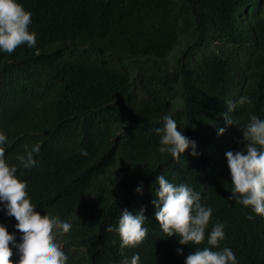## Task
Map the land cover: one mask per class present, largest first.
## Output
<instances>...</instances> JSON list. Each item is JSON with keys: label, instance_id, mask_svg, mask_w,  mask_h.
Returning a JSON list of instances; mask_svg holds the SVG:
<instances>
[{"label": "trees", "instance_id": "16d2710c", "mask_svg": "<svg viewBox=\"0 0 264 264\" xmlns=\"http://www.w3.org/2000/svg\"><path fill=\"white\" fill-rule=\"evenodd\" d=\"M21 3L32 12L37 43L0 50V130L25 152L43 134L68 144L49 176L59 184L47 186L42 162L23 171L46 215L74 225L59 238L67 264H119L134 252L156 253L155 264H185L196 247L209 246L207 239L181 245L160 228L152 203L160 173L213 207L208 230L226 224L219 248L231 247L238 264H264V215L229 199L225 155L242 147L241 128L225 118L231 101L253 98L228 113L235 122L264 118V0ZM168 113L197 142V155L191 147L179 159L160 151L152 129ZM17 154L6 157L15 162ZM144 206L149 233L122 250L107 226H118L123 208Z\"/></svg>", "mask_w": 264, "mask_h": 264}, {"label": "clouds", "instance_id": "9594fccd", "mask_svg": "<svg viewBox=\"0 0 264 264\" xmlns=\"http://www.w3.org/2000/svg\"><path fill=\"white\" fill-rule=\"evenodd\" d=\"M32 12L21 0H0V50L13 52L17 46L27 43L36 45L37 33L30 30ZM253 103L249 95H241L231 101L229 112L237 105ZM225 114L226 122L237 124L242 130V147L229 149L225 155L231 173V197L245 206H251L254 212L264 215V118L250 114L246 124H239ZM162 126L152 129L159 135L160 151L170 152L177 159L191 147L197 155V142L187 136L171 113L165 114ZM226 131L219 127V134ZM52 136L40 135L36 145L30 151H23L15 143L9 144L8 134L0 130V264H67L68 255L63 234L70 233L74 225L68 220L46 215L44 209L33 197L25 173L38 163L44 165V179L52 188L51 178L60 158L70 154L68 144H52ZM18 151V160L9 162L8 150ZM87 154V150H82ZM64 169V166L63 168ZM155 189V216L160 228L168 236H177L181 245H201L206 239L209 246L196 247L185 258V264H238V257L231 247L219 248L221 240L226 238V224L216 222L208 230L213 207L202 202V194L186 182L175 183L164 173L157 176ZM59 184V183H58ZM137 190L143 192V183ZM147 206L138 210L123 208L118 226L109 224L108 231H117L120 235V247H135L149 233L146 226ZM249 218L253 217L251 214ZM217 246V247H212ZM177 251L184 252L183 247ZM152 250L148 254H152ZM134 252L131 257L124 256L119 264H155L156 253ZM116 264V262H114Z\"/></svg>", "mask_w": 264, "mask_h": 264}]
</instances>
